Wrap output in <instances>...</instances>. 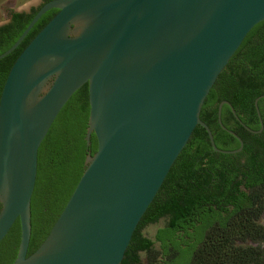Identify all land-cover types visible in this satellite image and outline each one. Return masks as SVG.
I'll list each match as a JSON object with an SVG mask.
<instances>
[{
	"label": "water",
	"instance_id": "water-1",
	"mask_svg": "<svg viewBox=\"0 0 264 264\" xmlns=\"http://www.w3.org/2000/svg\"><path fill=\"white\" fill-rule=\"evenodd\" d=\"M50 10L57 13L11 66L0 94V242L19 220L13 264H120L142 216L199 126L203 103L247 34L264 21V0H52L41 6L14 52ZM88 85L96 152L39 247L27 256L38 150L70 98Z\"/></svg>",
	"mask_w": 264,
	"mask_h": 264
},
{
	"label": "trees",
	"instance_id": "trees-1",
	"mask_svg": "<svg viewBox=\"0 0 264 264\" xmlns=\"http://www.w3.org/2000/svg\"><path fill=\"white\" fill-rule=\"evenodd\" d=\"M36 12L10 15V22L0 28V54L15 43ZM53 13L47 12L18 48L0 61V94L14 61ZM261 95L264 21L247 34L203 103L200 119L209 127L218 149L231 151L239 147L238 141L217 123L221 99L231 104L246 127L256 131L260 125L253 103ZM258 108L264 126V98ZM221 114L224 127L242 140V151L235 155L213 152L207 134L197 126L142 216L120 264H264L260 247L264 228L259 223L264 211V185L256 189L253 176L256 149L264 150V130L259 136L249 133L235 122L226 106ZM88 120L85 84L63 107L39 147L27 256L49 234L85 169L87 155L96 152L93 133L89 143L86 141ZM259 137L262 145L256 148L255 139ZM260 156L264 158V151ZM161 220L164 224L155 231L153 240L141 234L145 227ZM20 233L16 220L0 242V264L15 261Z\"/></svg>",
	"mask_w": 264,
	"mask_h": 264
},
{
	"label": "flooded vegetation",
	"instance_id": "flooded-vegetation-1",
	"mask_svg": "<svg viewBox=\"0 0 264 264\" xmlns=\"http://www.w3.org/2000/svg\"><path fill=\"white\" fill-rule=\"evenodd\" d=\"M50 1H52V0H40V4H39V6H38V8H32L31 9V11L28 13V14H26V15H29V14H31L32 12H33V10L35 9V10H38L41 6H43L44 4H46V3H48V2H50ZM50 11H54V13H53V16L57 13V10H50ZM49 12V11H48ZM46 16V14H44L43 16H42V18L43 17H45ZM52 16V17H53ZM51 17V18H52ZM34 38V36L32 37V39ZM31 39V40H32ZM30 40V41H31ZM29 41V42H30ZM29 44V43H28ZM27 44V45H28ZM222 101L221 102H224V101H226L225 99H221ZM220 102V103H221ZM226 102H228V101H226ZM219 103V104H220ZM229 103V102H228ZM230 104V103H229ZM231 105V104H230ZM219 106V105H218ZM227 107L229 110H230V108L227 106V105H223L222 106V110H221V113H222V111H223V109H224V107ZM218 109V108H217ZM230 112H231V110H230ZM225 116V115H224ZM220 118H221V123H222V114H221V116H220ZM226 120H227V116H226ZM258 121H259V119H258ZM261 121H262V119H261ZM236 123H238L237 121H235ZM217 123H218V120H217ZM239 124V123H238ZM243 124V123H242ZM262 124H263V122H262ZM219 125V124H218ZM222 125H223V123H222ZM240 125V124H239ZM259 125H260V123H259ZM224 126V125H223ZM241 126V125H240ZM219 127H220V125H219ZM242 127V126H241ZM221 128V127H220ZM226 128V127H225ZM260 128V127H259ZM264 130V126H263V129H262V131ZM257 131V130H256ZM262 131L259 133V134H254V135H257V136H259L261 133H262ZM240 138V137H239ZM262 145V140H261V138L259 137V138H256L255 139V146H256V148H258V147H260ZM262 151H264L263 149H256V156H255V166H254V170H253V176H254V181H255V188L256 189H258L259 190V187L262 185H264V158H262L261 156H260V153H262ZM240 153V152H239ZM240 162H242L243 163V159H241V161ZM263 164V165H262ZM261 199L263 200V203H264V194L262 195V197H261ZM262 220V222H263V224H264V211L261 213V215H260V218H259V221H261ZM263 228H264V226H263ZM251 245H253V246H258V243H250ZM260 247H261V249H263L264 250V240L260 243Z\"/></svg>",
	"mask_w": 264,
	"mask_h": 264
},
{
	"label": "crops",
	"instance_id": "crops-1",
	"mask_svg": "<svg viewBox=\"0 0 264 264\" xmlns=\"http://www.w3.org/2000/svg\"><path fill=\"white\" fill-rule=\"evenodd\" d=\"M39 4L40 1H36V0H25L20 3H18L17 0H6L2 2L0 4V11L2 12V19L0 20V28L7 25L10 22V15L12 13L28 14L32 8H38ZM33 11H35V9Z\"/></svg>",
	"mask_w": 264,
	"mask_h": 264
},
{
	"label": "rangeland",
	"instance_id": "rangeland-1",
	"mask_svg": "<svg viewBox=\"0 0 264 264\" xmlns=\"http://www.w3.org/2000/svg\"><path fill=\"white\" fill-rule=\"evenodd\" d=\"M4 1H6V0H0V4H1L2 2H4ZM22 1H25V0H17L18 3L22 2ZM36 1H40V0H36ZM36 3H37V2H36ZM3 15H4V14H3ZM1 19H2V12L0 11V20H1ZM50 179H51V176H50ZM259 223H260L262 226H264L262 220L259 221ZM163 224H164V220H161V221H159L157 224H154V225H148L147 227H145V228L141 231V234H142L144 237L153 240V238H154V234H155V231H156L158 228L162 227ZM156 247H157V245H156ZM140 257H141L142 261H144V257H145L144 253H141V254H140Z\"/></svg>",
	"mask_w": 264,
	"mask_h": 264
}]
</instances>
